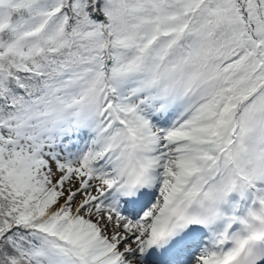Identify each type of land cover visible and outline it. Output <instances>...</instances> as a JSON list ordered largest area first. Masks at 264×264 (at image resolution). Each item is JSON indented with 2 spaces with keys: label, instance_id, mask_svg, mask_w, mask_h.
<instances>
[{
  "label": "snow or ice",
  "instance_id": "obj_1",
  "mask_svg": "<svg viewBox=\"0 0 264 264\" xmlns=\"http://www.w3.org/2000/svg\"><path fill=\"white\" fill-rule=\"evenodd\" d=\"M0 264H264V0H0Z\"/></svg>",
  "mask_w": 264,
  "mask_h": 264
}]
</instances>
